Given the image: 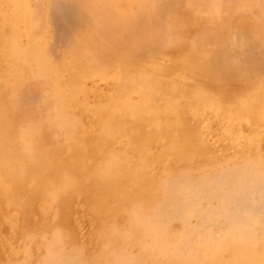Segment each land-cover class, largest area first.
<instances>
[{"label": "bare ground", "instance_id": "6f19581e", "mask_svg": "<svg viewBox=\"0 0 264 264\" xmlns=\"http://www.w3.org/2000/svg\"><path fill=\"white\" fill-rule=\"evenodd\" d=\"M83 4L0 0V62L9 66L0 88L9 92L7 103H13L15 93L32 77L60 81L64 74L47 62L38 45L48 27L57 41L73 40L84 31L89 24ZM39 6L46 9V30ZM257 47L260 64L264 45L256 43L248 50ZM208 58L169 55L152 60L144 70L124 64L113 72L90 68L84 63L91 60L84 58L75 67V77L100 81L109 90L92 108L97 134L87 146H76L70 103L61 100L44 110L37 125L63 135L54 153L41 144L35 128L16 126L0 99V257L11 264H74L72 255L62 252L67 233L52 225L71 223L90 253L96 250L97 236L115 241L120 239L115 232L130 230L142 257L156 253L166 264H186L187 258L195 264H264V158L251 157L243 151L249 146L241 147L254 136L247 129L264 124V99L245 85L240 93L225 91L217 80L219 65ZM77 104L80 112H87L84 102ZM261 135L257 142L264 149ZM214 139L231 140L243 153L237 152L231 157L234 164L210 177H174L179 169L202 165L211 151L208 141ZM83 155L93 164L85 165ZM72 201H77L74 211ZM131 209L139 214L130 216ZM189 215L198 218L197 228L186 226ZM38 217L53 227L50 236H29L39 238L34 244L18 240ZM173 220L188 234L192 253L179 251L180 238L166 234Z\"/></svg>", "mask_w": 264, "mask_h": 264}, {"label": "rangeland", "instance_id": "374dc122", "mask_svg": "<svg viewBox=\"0 0 264 264\" xmlns=\"http://www.w3.org/2000/svg\"><path fill=\"white\" fill-rule=\"evenodd\" d=\"M39 8H42L40 12L43 16L41 15L40 19L46 30L47 25L44 23L46 9L42 6ZM84 13L89 25L78 33L75 39L57 41L53 31L48 27L45 35H42V42L38 45L44 50L47 62L55 65V68L64 74L60 81L56 78L50 81L45 77H32L15 93L12 104L6 100L9 97L8 90L3 86L0 88L2 92L0 99L7 113L12 116L14 124L35 128L40 133L38 140L50 153H54L55 145L61 141L63 135L55 131H46L47 128H40L37 125L45 114L44 110L50 109L61 100L70 103L71 138L76 146H87L97 134L95 128L99 124L91 119L95 114L92 108L98 105L102 96L107 91L109 93V90L100 81L81 80L75 77V67L84 58L91 60L90 64L84 63L90 68L98 67L105 72H113L123 69L124 64L127 66L134 64V67L144 70L150 66L152 60H162L169 55L189 54L191 58H195L206 54L209 57L208 63L219 65L217 74L221 77L216 74L217 80L222 81L225 91L240 93L245 85L252 88L249 91H252L256 98L264 99V59L260 64L255 60L260 53L259 47L255 51L248 50L249 46L256 43L261 42V45H264V0H84ZM100 29L104 37L99 35ZM84 35L88 36V39ZM96 36L100 38V42L96 41ZM20 42L24 43V40ZM8 67L0 62L1 78H6L5 69ZM136 74L137 72H133L132 75L136 77ZM3 79L1 82H4ZM204 79L214 82L210 77ZM204 79L203 82L208 84ZM75 84L79 86L75 88ZM58 88L62 90L61 93L56 91ZM77 102H84L88 107L87 112H80L81 106ZM247 131L254 136H250L249 144H241V147L249 146L243 151L248 152L251 157L264 158L263 146L257 142L259 135L263 136L264 124L251 125ZM214 140L208 141L211 151L205 160L203 159L202 165L190 170L179 169L174 177L193 179L200 176L210 177L219 168L234 164L231 157L237 152L243 153L231 140H222L224 142L219 141L221 139ZM257 147L258 152L255 151ZM83 158L85 165L93 164L89 156L83 155ZM171 178L173 176L167 179ZM76 202L72 201L74 206L70 205L71 211L75 210ZM78 203L81 204L80 201ZM129 214L138 215L139 211L131 209ZM46 224L50 223H44L38 217L37 223H31L29 226L32 228L25 234L21 231L18 240L23 242V239H27L25 243L34 244L39 242V238L31 240L29 236L36 233L47 239L53 227ZM108 224L118 226L116 222ZM52 225L59 229L57 231L67 233L63 236L62 252L65 256L71 254L74 264H119L122 261L152 264L155 259L160 260L161 264H166L156 253L149 254L147 258L142 257L139 252V241L130 230L115 232L120 238L115 241L97 236L96 250L90 253L87 243L80 242L75 237L73 224ZM186 226L191 229L197 228L198 218L189 215ZM166 227V234L170 238L179 237L182 241L178 250L185 255L192 253V247L186 244L189 241L188 234L182 232L181 224L173 220ZM215 235L216 232L212 237H216ZM184 261L186 264H195L189 261V258ZM0 264H11V260L0 257Z\"/></svg>", "mask_w": 264, "mask_h": 264}]
</instances>
